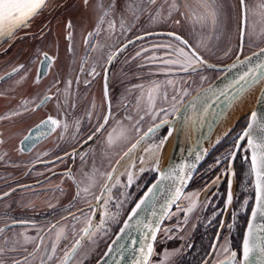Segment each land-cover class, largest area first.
Instances as JSON below:
<instances>
[{
  "label": "snow or ice",
  "instance_id": "snow-or-ice-1",
  "mask_svg": "<svg viewBox=\"0 0 264 264\" xmlns=\"http://www.w3.org/2000/svg\"><path fill=\"white\" fill-rule=\"evenodd\" d=\"M84 2L87 5L88 0H84ZM49 3L50 0H0V39L4 37L14 38L18 30L29 27L30 22L40 15L44 9L49 7ZM223 6L222 0H170V2L165 0L161 4H158L157 0H128L123 6L120 30L122 34L130 30L125 26L124 13L130 15L133 19H139L141 15L147 13L153 23L176 17L174 22L177 25H180L182 21H190L193 25H199L202 31L197 32L194 27L193 31L187 35L175 31L168 32L167 35L170 41L154 45L153 47L165 49V56L169 57L168 59H160L158 61L163 66L160 71L166 75L173 72L184 73L189 78L199 75L200 82L203 84L208 77L202 73L208 70H219L217 64L210 62L206 53H212L209 42L220 27L221 9ZM96 7L100 10V14L95 31L90 32L85 37V45L93 52L103 50L105 45L99 41L96 44H91L89 42L90 37L99 36L102 31H106L104 29L105 24H107V31L110 33H114L116 30L115 20L111 18L117 7L115 0L107 6H105L103 0H98ZM234 7L238 21L239 50L234 53L237 57L236 60L231 65L226 66L228 70L224 75L226 83L222 86L208 84L207 87L198 88L197 95L185 101V97L190 95L189 88L184 86L187 84V81L183 76L178 78L169 77L166 81L153 82L146 91L143 89V86H140L141 94L136 99L135 107L138 119H134L132 115H125L123 119H116L111 112L110 104L108 112L102 116V122L98 114V126L87 136L84 143L87 144L88 141H94V139L99 138L101 156L108 160V167L112 170L103 171L96 166V147L93 146L89 148V151L79 153L83 163L86 162V157L91 152L93 160L90 169L85 171L82 167L78 175L74 174L71 170L65 173V176L76 185L77 193L74 199L81 198L87 200V197L90 196L96 201V204L93 205L88 201L89 211L92 215L86 217L85 227L80 230L79 238H76L71 247L64 253L59 264H71L72 257L80 249L84 238L94 243L93 238L95 236H103L110 231L108 228L109 222L119 223L121 209L124 208V200H131V196L123 193L124 200L118 201L115 204V211L111 210V188L115 187L116 184H120V177L115 175L117 165L124 159L132 157L142 143L150 136H155L164 126H167V135L148 144L143 149V153L151 161L149 167H141L139 170L140 172L151 171L158 173L156 176L157 182L148 186L147 191L134 201L131 211L126 213L127 218L123 219L122 225L119 226V231L115 233V239L107 245V251L97 261V264H101V261H103V264H153L152 257L156 254L154 252L153 241L157 239V233L162 228V222L174 215L170 211L171 207L176 205L178 212L183 211L184 223L188 222L189 213L198 204V201L193 199V197L199 196L198 192L185 193V186L192 178L195 163L170 164L167 169L161 170L159 168L160 151L164 143L174 130L187 135L189 128H191L195 136L197 129L207 124L208 132L196 137V145H199L203 139L210 136L214 124L223 120L237 101L254 86L264 82V47H258L257 51L252 52L250 55H244L243 59H240V56L244 52L246 35L249 38L250 46H252L253 41L264 42V0H256L254 4H249L247 0H237ZM258 26L259 30H257ZM67 27H72L71 21L68 22ZM203 29H208V31L204 32ZM41 34L43 35V32ZM71 37L72 33L69 32L67 37L69 41H71ZM128 43H131V41H128ZM124 47L126 45H121L115 51L110 50L107 54V62L110 64L117 52L122 51ZM71 50L70 44L69 51ZM229 53H233L231 47L223 54L227 56ZM42 55L44 59L40 62L41 66L37 68V83L40 76L45 74V67H51V62L54 59V57L48 56L46 52L42 53ZM88 55L90 56L91 54L89 53ZM136 55L139 56L140 53L138 52ZM101 59L102 56L93 60V67L89 75H98L96 64ZM152 59L155 60L156 57L154 56ZM85 62L82 59L80 64L81 72L84 71ZM19 68H24V65H19ZM233 69H237L235 75H231ZM17 71V68L12 69V73H16ZM107 71L108 69L104 68L105 80H107ZM10 75L11 73H5V76ZM26 75L27 73H25ZM24 78L21 77V80ZM217 79L219 80L220 77H217ZM77 82H79V77H77ZM87 83L88 81L86 80L85 84ZM67 84L68 86L64 89L65 99L63 103L65 105L69 104L67 97L71 81H68ZM169 88L174 93L171 97L168 94ZM57 91L59 92V89ZM104 95L105 99H107V88H105ZM51 99H53L51 95H44L40 98V103L35 106L36 109ZM158 101L168 105V107L160 106L157 103ZM24 103L27 104L29 102L25 101ZM256 103L258 105L257 109L250 113L246 126L234 137L233 145L235 150H230L224 155V159L226 160L228 156L235 158L237 151L243 148L244 161L246 164H249V170L246 175L252 178V185L255 189V203L251 206V214L247 219V227L243 232L241 247L239 250H233L228 237H224V242L221 244L220 237L222 234L218 231L216 232V239L210 242L211 251L205 254L202 264H264V88L261 89ZM71 107L74 109L75 104L72 103ZM24 110L28 111L27 108ZM19 114V112L15 111L10 113L11 116ZM68 115L70 114L65 113L66 117ZM88 115L91 117L92 113L89 112ZM145 116L151 118L152 125L146 132L141 134L140 123L144 120ZM7 118V116H3L0 117V120ZM157 120H159V123H156ZM74 125L76 131L73 132L72 138L75 140L79 134L80 121L78 119L75 120ZM61 126L67 131L69 128L68 120L65 119L62 122L59 119L48 116L46 120L40 121V124L36 125V128L47 127L50 132H54ZM61 138H63V132H61ZM24 139L27 140L29 138L25 137ZM219 140L220 138H217L216 143H219ZM244 141H246V144L242 143ZM0 143H3V141L0 140ZM193 148L189 149L190 153L193 151ZM116 149H120L118 153L119 159H116L115 163H113L109 155ZM206 151V149L197 151L196 161H199L202 158L201 153ZM65 155H68V153ZM71 155L74 160L76 155L75 149ZM139 160L143 165L145 163V155H141ZM220 163L221 159L218 158L216 164ZM228 165L229 191L227 200L224 202L225 210L232 202L231 160H228ZM134 167L135 161L133 160L132 164L126 169L127 185L125 187L131 186L134 182ZM105 177L104 183L100 185L101 194L96 195L93 189L97 186L100 179ZM113 179L115 180V184L109 187ZM138 187H143V185H138ZM81 193H84L83 197H81ZM3 195L7 196L8 193H4ZM161 195H163L164 203L160 205V210L157 211V203ZM181 198L189 201L188 207L183 210L178 205V201ZM246 205H248L247 199H245L241 207L243 208ZM49 206L51 207L52 205ZM97 209H99L98 223L93 220V216L97 214ZM69 215H72V213H69ZM231 215L234 221L237 213L233 211ZM215 216L216 212L214 211L212 217L209 218V223ZM61 219H66V217H61ZM16 223H27V221H12V224ZM224 223L223 220L220 221L221 226ZM55 227L56 225H49V228ZM232 227V224H228L230 230ZM8 230H10V226L5 224L3 227H0V234ZM133 231L139 233L138 241L131 235ZM168 231V229H165L166 233ZM73 232L75 233V226H73ZM21 237L23 238L24 245L39 240V242L35 243L33 252L29 253V256L35 259L34 254L40 253L41 244L44 241L43 237L39 235V231L36 237L28 236L24 233H13L12 237L2 236V239H0V264H7L5 259L7 253L15 252L22 246ZM62 239H66L65 229L59 227L55 233V240L51 244V252L45 251L40 253V264H48V261L53 259L57 250V244ZM128 240H131V245L125 243ZM137 243H139V247H132V245ZM188 247H191V245H188ZM24 250L27 251V248H24ZM179 251V249L172 251L165 249L157 264H171L170 258L175 256ZM45 256L47 260L44 259ZM105 258L109 259L106 260ZM11 264H20V262L12 259Z\"/></svg>",
  "mask_w": 264,
  "mask_h": 264
},
{
  "label": "flooded vegetation",
  "instance_id": "flooded-vegetation-1",
  "mask_svg": "<svg viewBox=\"0 0 264 264\" xmlns=\"http://www.w3.org/2000/svg\"><path fill=\"white\" fill-rule=\"evenodd\" d=\"M121 1L124 4L128 2V0ZM56 2H59V0ZM96 2H98V0ZM164 2L165 0H157L158 4ZM225 2L227 1L222 0L223 4ZM247 2L249 4H254L256 3V0H247ZM62 3L63 2H61V4ZM54 8L55 7L53 6L51 10H47L50 12L48 15L50 16V21L48 20L46 22V26L49 24L50 30L57 17H60V19L64 17V19L68 20V22L71 21L72 27L70 29L72 37L69 43L71 44L72 50L69 51L70 56L63 58V61L59 63V65L53 66V62H51V66L53 67H45L46 72L49 69L55 71L54 78L52 79V89L47 88L46 90V94L51 95L53 99L47 101L43 106L36 109L35 106L40 103V99L38 100V98H36L34 91L25 93L22 89V91L17 95L15 93L13 95H8L7 93H4L6 91L0 93L1 101L6 102L7 104L11 102V104H9L4 109V111L0 112V117H8L7 119L0 120V140L3 141V143H0V150L7 149V154H5V157H9V153H13L15 157L14 160H16L13 165H9L7 167H4V162H1L2 160H0V227H3L5 224L10 226V230L0 234V239H2V236L12 237L13 233H24L25 235L36 237L39 231V235L43 237L44 241L41 244L40 253L45 251L51 252V244L54 241L51 234H53L57 228L63 227L65 229L66 239H62L57 244V250L54 254V257L51 261H48V264H59V261L62 260L64 253L71 247L75 239L79 238L80 230L85 227L86 217L92 215V213L89 211L88 201H90L93 205L96 204V201L90 196L87 197V200L81 198L74 199L77 193L76 185L71 179L65 176V173L71 170L74 174L78 175L79 170L82 167L85 171L90 169L93 160L91 152H89L88 156L86 157V162L83 163L80 159L79 153L89 151V148L93 146L96 147V166L103 171L112 170L110 167H108V160L101 156L99 150L100 145L98 142L99 138L94 139V141H88L87 144L84 143L87 136L91 134L96 126H98V115H94L93 117L89 118L86 116L85 112L93 108L90 106V93L95 90L97 85L100 86L99 92L102 94L104 105L100 115L101 122L103 114H106L109 110V104L111 105V112L116 119H123L125 115H132V99L124 101V105H122V101L119 100L118 102L117 96L113 95L114 92L118 93V88L115 89L118 79L114 78V70L117 65V61L124 57L134 46L138 44L152 39L170 38L166 36H152L139 40L124 49L109 67L107 74V99H105L104 95V68L107 67L108 62L107 58L103 55L104 52L107 48L117 44L113 50L115 51L116 48L120 47L121 45H125L128 43V41H132L133 39L140 36L153 33L171 32V30L149 31L131 36L118 44L117 39H119V36L122 33L120 30L121 15H118L117 12L114 11L111 18L114 19L116 23L115 32L110 33L107 31L108 26L105 24L104 29H106V31H102L99 36L91 37V39L89 38V41H93L92 44H95L99 41L105 45L104 49L100 50L96 56H93L92 59L94 60L97 57L102 56V59L96 64V66L99 65V69L100 64L106 58L104 66L102 67L101 71L97 72L98 75L92 76L89 75V73L92 70L91 64H93V61L91 62L90 60V62L87 63V68H85L84 63V71L81 72L80 64L83 58L78 57V53L81 47H86L85 37H87L90 32L95 31L98 17L93 19L94 25L88 32L83 30V38L75 40L78 28L76 27V21L72 16H74V12L76 10H54ZM221 10H225V6H223ZM119 11L123 12V10ZM55 12H60L61 14L58 15L55 14ZM124 14L125 26L126 28L130 29L134 19L127 13ZM148 16L149 15L147 13L141 15L139 17L141 18V23L143 21H147ZM161 23L163 24L164 20H161ZM245 43L246 37L244 44ZM238 45L239 37L237 51ZM33 59L34 58H32L30 62V67L34 63L33 61H35V59ZM43 59L44 58L41 60ZM40 62H37L35 64L36 66L33 65L35 66V69L41 66ZM76 62H78V68H76L77 71L75 73L63 72V69L66 67L67 63H72L73 68H75L74 64ZM67 70H69V68ZM131 71V64L128 63L126 66L125 76L130 75ZM14 75L15 73H11L10 76H5V73L0 74V88L3 89L5 85L12 83L14 80L22 76L21 73L15 76ZM11 76L14 77L8 80V78ZM77 77H79V82H77ZM86 80L88 81L87 84H85ZM57 81H59V83H57ZM68 81H71V88L68 87L69 95L67 99L69 100V104L65 105L63 103L65 99L64 89L66 86H68ZM120 88L122 90V86ZM58 89L59 92L57 91ZM25 101H28L29 103L25 104ZM72 103L75 104L74 109L71 107ZM25 108H27L28 111H25ZM96 109L99 110V106ZM38 110L43 112V114L37 120L35 117V112ZM14 111L19 112L20 114L17 116H11L10 113ZM121 111L124 112L123 115L119 113ZM65 113L70 114L66 117L69 122V128L67 131H65L62 126L58 127L54 132H50L47 127H41L39 129L36 128V125L40 124V121L46 120L48 116H52L53 118L59 119L63 122L65 120L63 118V114L65 116ZM77 119L80 121L79 134L77 139L74 140L72 138V134L76 131L74 121ZM245 121L246 123L242 129L247 124V118ZM125 123H127V121H125ZM149 127L142 131L141 134L146 132ZM61 132H63V138H61ZM29 134L33 135L32 139L30 136L29 139L25 140L24 138ZM165 134V129L159 131L155 136L151 137V139L142 143L135 151L133 156L136 154L138 155V153L140 155L142 152L141 149L145 143L151 140L157 141ZM229 148L230 145H225L221 148H218L216 152L227 151ZM74 149L76 155L75 159L73 160L71 154L73 153ZM230 150H235L233 144ZM119 152L120 149H116L110 153L109 158L112 159L113 163H115L116 159H119ZM216 152H214V154H216ZM66 153H68V155H65ZM132 157H129L128 160ZM228 160H232V202L225 210L224 202L227 200L229 191V177L227 172L229 167ZM26 161L29 163L26 168L22 170L23 165H26L24 164ZM212 163L213 161H211V159L208 161L206 159V161L198 168L194 178L185 192L199 193L198 197H193V199L198 201V204L197 207L194 208L191 213H189L188 222L186 224L184 223L183 211L178 212L176 206L172 211L174 215H172L169 219H166L163 223L154 246V252L156 254H154L152 257L153 264H157V261L160 259L165 249L169 251L174 249L180 250L175 256L170 258L171 264H202V259L205 254L211 251L210 242L216 239V232L218 231L222 234L220 237L221 244L224 242V237H228L232 249H240L243 232L247 226V219L251 213V206L254 204L255 195L254 187L252 185V178L246 175L249 170V164H246L244 161L243 148L237 151V156L235 158L228 156L224 168L211 166ZM9 169L12 171L7 172ZM121 170L122 169L120 168L117 171V174H115L116 176L120 174V184H116L115 187L111 188V210L115 211V204L118 201L124 200V196L122 195L123 193H127L129 196H131V200H124V208L121 209L119 226L122 224L123 219L126 218V213L131 210V207H133L134 201L139 199V197L144 193V191L156 177L155 174H153L154 172L151 171L140 172L137 178L134 176L135 180L133 184L131 186L125 187L127 185V174L126 172H121ZM122 173L123 175H121ZM105 179L106 177L103 178L102 183H100L102 180L101 178L97 186L93 189L96 195L101 194L100 185L104 183ZM112 184H115L114 179L111 184H109V187H111ZM138 185H143V187H138ZM4 193H8V195L4 196ZM83 196L84 193H81V197ZM245 199L248 200V205L242 208L241 206L244 204ZM49 205L52 206L50 207ZM178 205L179 208L183 210L188 207L189 201L182 198ZM214 211L216 212V216L209 223V218L212 217ZM233 211L237 213L236 219L234 221L231 215ZM69 213H72V215H69ZM61 217H66V219H61ZM13 220L27 221V223L12 224ZM93 220L97 223L99 222V209H97V214L93 216ZM221 220L225 222L223 226L220 224ZM113 223L114 222L108 223V228L110 231ZM50 224L56 225V227L49 228ZM228 224L233 225L231 230L228 228ZM73 226H75V233L73 232ZM165 229H168L169 231L166 233ZM110 231L108 233H110ZM36 242H39V240L24 245L23 238L21 237L22 246L19 247L17 251L9 252L5 256L7 264H11L12 259L19 261L20 264H40V253L34 254L35 259L29 256V253L33 252ZM88 243L89 240L84 238L76 255ZM188 245H191V247H188ZM24 248H27V251H25ZM97 248L98 246L94 249ZM105 249L106 246L97 252L98 255L95 256L96 258L93 259L91 264H95ZM75 256L72 257L71 264ZM44 259L47 260V257L45 256Z\"/></svg>",
  "mask_w": 264,
  "mask_h": 264
},
{
  "label": "rangeland",
  "instance_id": "rangeland-1",
  "mask_svg": "<svg viewBox=\"0 0 264 264\" xmlns=\"http://www.w3.org/2000/svg\"><path fill=\"white\" fill-rule=\"evenodd\" d=\"M57 0H50L49 7L44 9L40 15L35 17L31 22L30 26L27 28H24L20 30L18 33L15 34L14 38H10L5 43H3L0 46V74L11 72L13 68H17L18 71L15 73L22 74L19 78L14 80L12 83L7 84L4 86L3 89L0 88V93L4 92L8 95H13L14 93L17 95L19 92L22 91L25 93L33 92L36 95V98L38 100L43 97V95L46 94L47 88L52 89V79L54 78V73L52 69L47 70L45 74L41 75L39 81L37 80V68L35 69V64L37 62H40L43 57L42 53H47L48 56L54 57L52 60V65L56 66L59 65L63 60V58L69 57V39L68 33L71 32V29L67 27L68 20L57 17L54 24L52 25L51 29L49 30L50 25L48 24L46 26V22L50 21L49 11L54 6V10H76L74 12L73 19L76 21V27L78 28L76 32L75 40L82 39L83 38V30L88 32L90 28L94 25L93 19L98 17L100 14V10L96 7L97 0H88L87 5H85L84 0H59V2H56ZM223 5L225 6V10H221V17H220V27L217 30V33L213 35L212 39L210 40V46L212 48V53H206L211 63L217 64L218 66H223L228 64L233 60L235 57V52L237 51V43H238V30H237V16H236V9L234 5H236L237 0H226ZM61 2H63L61 4ZM105 6L112 3L113 0H103ZM117 4V7L115 11L118 15H121L122 12L119 10H123L124 3L121 0L115 1ZM170 2V0H168ZM68 6V8H67ZM65 8V9H64ZM97 10V11H96ZM55 14L60 15V12H55ZM70 14V13H69ZM72 15V14H71ZM125 15V14H124ZM55 18V17H54ZM176 17H173L172 19L164 20V23H161L160 21H157L153 23L149 16L147 21H143L141 23V18L133 21L132 26L129 31L119 36V39H117L118 44L122 42L123 40L135 36L138 34H142L149 31L154 30H171L175 31L181 34H189L193 31V28L195 27V30L197 32L202 31L201 27L199 25H193L190 21H182V23L178 26L174 20ZM37 27V28H36ZM48 28V29H47ZM171 28V29H170ZM119 29V28H117ZM259 30V26L258 29ZM204 32H207L208 29H203ZM43 32V35L41 34ZM48 32V33H47ZM217 36L219 37L217 39ZM91 39V37H90ZM170 39H152L149 41H145L144 43L138 44L134 46L124 57L119 59L117 61V65L115 67V79H118L116 82V88L118 90V93L114 92L113 95L117 96L118 102L119 100L122 101V105H124V101L131 100V105L133 107L132 110V116L134 119H138L137 113L135 111L136 107V99L141 94V88L140 86H143V89L146 91L148 87L152 85L153 82H161L166 81L167 78H178L183 76L184 79L187 81V84H185V87L189 88V92L191 96L194 94L198 88L204 87L211 83L213 80H215L219 75L220 72L208 70L202 73L208 79L201 84L199 75L193 76L189 78L184 73H169L165 74L164 72L160 71V69L163 67L158 61L160 59H168L169 57L165 56V49L163 48H155L154 45L157 44H164L168 43ZM91 44L93 43L92 40L89 41ZM96 44V43H95ZM117 45V44H116ZM116 45L109 47L104 52V57L107 58L108 52L111 50L113 51ZM81 46V45H80ZM233 49V53H229V55L225 56L223 53L228 50V48ZM258 47H264V42L259 41H253L252 46H250L249 38L246 35V43L244 48V55H247L249 53H252L253 51L257 50ZM99 51L93 52L90 48L81 47L79 49L78 57H82L83 60H85V68H87V63L93 61V56H96ZM140 53L139 56L136 55V53ZM91 54L90 56L88 54ZM156 57V59H152V57ZM41 57V58H40ZM32 58L35 59V62L30 67V62ZM106 58L104 61L100 64V68L98 69V66H96V72L101 71L102 67L104 66V63L106 61ZM33 59V60H34ZM130 63L132 67V71L130 75H126V66ZM19 65H24V68H19ZM35 65V66H33ZM51 66V67H53ZM50 67V68H51ZM67 63L66 67H64L63 72L69 73V72H76L78 68V62L74 64ZM91 67H93V64H91ZM69 68V70H67ZM25 73L27 75L25 76ZM13 74V73H12ZM14 75V76H15ZM11 76L9 79H11ZM21 77H25L23 80H21ZM49 85V87H48ZM114 86V87H115ZM122 86V90L121 87ZM67 87V86H66ZM71 88V87H70ZM120 88V89H119ZM100 86H96L95 90H93L89 95V101L91 108L86 112V116L89 117L88 113L91 112L93 117L94 115H101L102 113V107L103 100H102V94L99 92ZM3 93V94H4ZM169 97H171L174 93L169 88ZM188 97H185V100ZM12 100V99H11ZM162 107H168L166 104H162L160 101L157 102ZM11 104V102L9 103ZM4 101H1L0 99V112L4 111V109L9 105ZM5 106V107H4ZM99 106V110L96 108ZM95 108V109H94ZM123 115L124 112H119ZM43 112L40 110L35 112V117L38 120ZM62 116V115H61ZM89 117V118H91ZM63 118L66 119V116L63 114ZM246 118L239 124H237L235 127L232 128V130L228 133L226 138H224L219 145L216 146V148L211 152V154L208 156L207 161L211 159L213 163L211 166H218L224 168L226 165L227 160L224 159L225 153L229 152L232 148L234 137L242 130V127L245 125ZM156 122H159L157 120ZM152 125V120L150 117L145 116L144 120L141 121L140 127L142 131H144L147 127ZM141 131V133H142ZM154 141L151 140L143 145V148L141 149L142 152L138 153V155H134L132 158H130L124 165L121 167V172H126V169L132 164L133 160L135 161V167L133 169L135 178L138 177V174L140 173V168H148L151 161L148 159V156L143 153V149L148 146V144L153 143ZM230 145L229 150L223 151V152H216L218 148H221L222 146ZM7 152V149L0 150V160L1 162H4L5 166L7 167L9 165H13L16 160L13 153H9V157L5 154ZM216 152V154H214ZM2 154V155H1ZM141 155H145V163L142 165L140 163L139 157ZM139 156V157H137ZM220 158L221 163L216 164V160ZM228 159V157H227ZM14 160V161H13ZM29 162H24L22 167V170L26 168ZM12 168V167H11ZM12 170L9 169L7 172H11ZM137 173V174H136ZM155 174V173H153ZM120 175V174H119ZM118 175V176H119ZM120 177V176H119ZM135 180V179H134ZM103 178L100 183H102ZM119 223L114 222L113 226L111 228L110 233H107L106 235H97L95 236L94 243L90 242L83 247L79 253L75 256L72 264H91L93 259H95L96 255H98V251L104 246L107 247L115 233L117 232L119 228ZM55 233L56 230L51 234L53 236V240H55ZM107 244V245H106ZM97 249H94L97 247ZM97 253V254H96ZM26 264V263H25Z\"/></svg>",
  "mask_w": 264,
  "mask_h": 264
},
{
  "label": "water",
  "instance_id": "water-1",
  "mask_svg": "<svg viewBox=\"0 0 264 264\" xmlns=\"http://www.w3.org/2000/svg\"><path fill=\"white\" fill-rule=\"evenodd\" d=\"M24 28H21L20 30H22ZM20 30H18L16 33H18ZM152 36H166L168 37L167 33H153V34H148V35H144V36H140L138 38H135L131 41V43H126V47H124V49H126L129 45L139 41V40H142V39H145V38H148V37H152ZM10 38L9 37H4L2 39H0V46L5 43L7 40H9ZM123 49V50H124ZM122 50V51H123ZM239 50V49H238ZM117 52L116 56L113 58L112 62L115 60V58L122 52ZM257 51V50H255ZM254 52V51H253ZM251 53L247 54V55H250ZM243 56L244 55H241L240 56V59H243ZM236 56L233 58V60L231 62H229L228 64L226 65H223V66H218V69L219 70H212V71H216V72H220V75L218 77H220V79L218 80L217 78L215 80H213L211 83L209 84H213L214 86H222L224 83H226L227 81L224 80V75L227 73V67L228 65H231L235 60H236ZM111 62V63H112ZM111 63L107 65V69L109 70V67L111 65ZM237 69H233L232 72H231V75H235ZM44 72H46V69H44ZM107 74H108V71H107ZM104 86L105 88H107V80L104 79ZM204 87H207L204 86ZM264 88V82H261L259 84H257L256 86H254L252 89H250L239 101L236 102V104L233 106L232 109H230L226 115V117L221 120L219 123L217 124H214V126L212 127V130H211V134L210 136H208L207 138L203 139V141L199 144V145H196V137H199L202 135V133H207L208 132V126L207 124H205L202 128H198L197 131L195 132V136L193 135V132L191 130V128H189L188 132H187V135H185L183 132H177V131H173L172 135L168 137L167 141L164 143V146L163 148L161 149L160 151V163H159V168L161 170H164V169H167L170 164L172 165H178V164H181V163H195V169L193 170V175H192V178L188 181L187 185L185 186V192L187 190V188L189 187L192 179L194 178L198 168L206 161V159L208 158V156L211 154V152L216 148L217 145H219V143L224 139V136L221 135L220 137V140H219V143H216V141H213V143H210L216 133V131L218 130V128L220 126H222L224 124V122L226 121L228 115L231 113V111H233L235 109V107L237 106V104L243 100L245 97H247L248 95H250L251 93L253 92H257V95H256V99H255V102H254V107H253V110H256L258 105L256 103L257 101V97L260 95L261 93V89ZM197 95V91L191 95L189 98H187L185 101L191 99V97L193 96H196ZM249 117V116H248ZM248 117H247V120H248ZM210 118V117H209ZM236 123H234L232 126L235 127ZM178 127V126H177ZM232 127V128H233ZM165 129L166 130V134L167 135V126H164L162 127L159 131ZM158 131V132H159ZM157 132V133H158ZM156 133V134H157ZM155 134V135H156ZM222 134V133H221ZM31 136V139H32V136L31 134H29L27 137L29 138ZM151 137L153 136H150L147 140L151 139ZM172 139L173 141V144H172V148H171V151H170V155H169V158L167 160V162L161 166V157H162V153H163V149L165 147V145L167 144V142ZM242 143H245L246 144V141L242 142ZM195 146V148H193V146ZM190 148H193V151L190 153L189 152V149ZM201 149H206L207 151L206 152H202L201 155H202V158L199 160V161H196V152L197 151H200ZM128 160V158L124 159L123 161H121V163L119 165H117V168H116V172L115 174H117V171L123 167V165L126 163V161ZM232 161V160H231ZM158 173H155V176H157ZM156 177L154 179V181L150 184H154L156 183ZM149 185V186H150ZM147 191V189L145 190ZM144 191V192H145ZM254 193H255V189H254ZM143 195V194H142ZM182 199V198H181ZM180 201H178L179 203ZM164 203V199H163V195H161L158 203H157V211L160 210V205H162ZM254 203H255V195H254ZM134 206V205H133ZM176 207V205H173L170 209V211L172 212L173 209ZM131 211V210H130ZM251 214V213H250ZM127 218V217H126ZM125 218V219H126ZM166 220V219H165ZM165 220L162 222V225L163 223L165 222ZM123 223V222H122ZM122 225V224H121ZM247 227V226H246ZM119 231V228L117 230V232ZM160 232V231H159ZM159 232L157 233V237H158V234ZM131 235L137 239V241L139 240V233L133 231L131 233ZM115 239V235L113 236V238L111 239V241L109 243L112 242V240ZM157 240V239H156ZM156 240L153 241V246H155V243H156ZM125 243L131 245V240H128V241H125ZM132 247H139V243L135 244V245H132ZM105 251H107V247L105 249ZM104 251V252H105ZM103 252V254H104ZM103 254L101 255V257L103 256ZM101 257L97 260L99 261L101 259ZM106 260L109 259V258H105ZM97 261L95 262V264H97ZM101 264H103V261H101Z\"/></svg>",
  "mask_w": 264,
  "mask_h": 264
},
{
  "label": "bare ground",
  "instance_id": "bare-ground-1",
  "mask_svg": "<svg viewBox=\"0 0 264 264\" xmlns=\"http://www.w3.org/2000/svg\"><path fill=\"white\" fill-rule=\"evenodd\" d=\"M256 95H257V92H253L237 104L235 109L233 111H231V113L228 115L224 124L218 128V130L216 131V133H215V135H214V137L210 143H213V141H216L217 138L221 137V135L222 136L225 135L224 138H226L228 133L232 130V127H233L232 125L234 123H236V125H237L240 122H242L244 120V118H247L250 115V113L252 112L253 107H254ZM172 144H173V141H172V139H170L167 142V144L165 145V147L163 149L162 157H161V166H163L167 162L169 155H170L171 148H172ZM103 252H102V254H103ZM101 255H100V257H101Z\"/></svg>",
  "mask_w": 264,
  "mask_h": 264
}]
</instances>
